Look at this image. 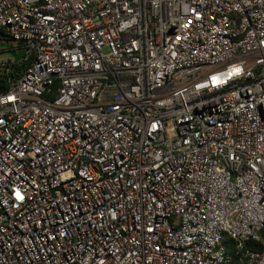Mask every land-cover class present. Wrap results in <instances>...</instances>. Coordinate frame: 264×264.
<instances>
[{
    "label": "built area",
    "instance_id": "2783aa9c",
    "mask_svg": "<svg viewBox=\"0 0 264 264\" xmlns=\"http://www.w3.org/2000/svg\"><path fill=\"white\" fill-rule=\"evenodd\" d=\"M0 42V264H264V0H0Z\"/></svg>",
    "mask_w": 264,
    "mask_h": 264
},
{
    "label": "rangeland",
    "instance_id": "374dc122",
    "mask_svg": "<svg viewBox=\"0 0 264 264\" xmlns=\"http://www.w3.org/2000/svg\"><path fill=\"white\" fill-rule=\"evenodd\" d=\"M0 44H3L2 42H0ZM10 52L8 50H4L3 52L0 53V56H9Z\"/></svg>",
    "mask_w": 264,
    "mask_h": 264
},
{
    "label": "water",
    "instance_id": "95a60500",
    "mask_svg": "<svg viewBox=\"0 0 264 264\" xmlns=\"http://www.w3.org/2000/svg\"><path fill=\"white\" fill-rule=\"evenodd\" d=\"M22 55H23V51L20 52V53H18L16 56H17L18 58H20Z\"/></svg>",
    "mask_w": 264,
    "mask_h": 264
}]
</instances>
